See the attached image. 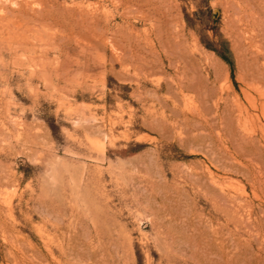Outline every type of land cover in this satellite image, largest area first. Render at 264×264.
Instances as JSON below:
<instances>
[{"label": "rangeland", "instance_id": "1", "mask_svg": "<svg viewBox=\"0 0 264 264\" xmlns=\"http://www.w3.org/2000/svg\"><path fill=\"white\" fill-rule=\"evenodd\" d=\"M0 264H264V0H0Z\"/></svg>", "mask_w": 264, "mask_h": 264}]
</instances>
